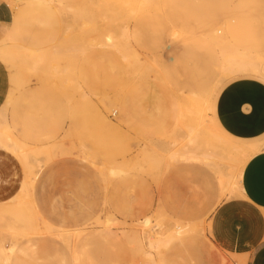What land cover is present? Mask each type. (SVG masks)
<instances>
[{"label": "rangeland", "instance_id": "rangeland-1", "mask_svg": "<svg viewBox=\"0 0 264 264\" xmlns=\"http://www.w3.org/2000/svg\"><path fill=\"white\" fill-rule=\"evenodd\" d=\"M0 4L8 6L10 19L0 23V46L9 34L15 43L12 53L0 57L9 80L0 120L37 163L33 205L27 203V211L34 206L37 212L28 213L34 225L9 208L12 202L0 204V244L8 252L5 260L0 250V264H141L147 248L139 241V221L147 216L188 227L161 251L165 264H201L213 253L220 254L216 264H245L224 255L210 239L215 208L239 197L220 194L213 168L231 174L235 164L225 170L216 158L215 167L184 161L182 155L202 152L207 142L218 147L207 136L208 118L231 130L218 108L226 84L246 88L247 114L251 95L264 96V80L256 73L220 72L216 45L233 42L264 57V4ZM106 34L111 41H105ZM189 128L196 132L194 143L187 142ZM16 166L20 170L0 174V181L16 183L15 192L17 177L24 174L20 163Z\"/></svg>", "mask_w": 264, "mask_h": 264}, {"label": "crops", "instance_id": "crops-1", "mask_svg": "<svg viewBox=\"0 0 264 264\" xmlns=\"http://www.w3.org/2000/svg\"><path fill=\"white\" fill-rule=\"evenodd\" d=\"M257 1L264 4V0ZM8 9L6 4H0V23L10 22ZM77 14L83 19H87V15L78 8ZM111 40L112 36L106 34L105 41ZM216 43L219 49L218 66L224 76H238L252 71L264 80V74L256 70L258 65L257 60L262 57L259 53L240 50L236 48L233 42H226L227 44ZM14 46V35L9 34L6 43L0 46V57L12 53ZM241 86L240 82L226 84L218 101L220 117L231 130H227V128L222 130L213 118H211V122L216 131L224 139L238 146L259 145V149L244 164L238 193H234L239 197L224 201L213 211L210 217V239L216 248L227 257H237L241 262H245V264H264V139H262L264 137V96L251 95V99L253 100L252 111L247 114L251 108L245 105L244 90L246 88H243V86L241 88ZM8 92V71L5 64L0 61V109L4 104ZM6 140L18 141L15 139L11 128L0 120V174L4 176H7L12 171L16 172L20 170L16 166V162L20 163L16 154L10 150L9 145L2 143V141ZM20 165L22 166L21 163ZM214 176L220 188V183L215 172ZM23 180L24 174L22 172L17 177L18 190L16 192V183L14 181H0L1 205L11 203L12 201L15 202L16 195L22 189ZM179 235L174 236L167 246ZM163 249H159V253L151 250L152 259L147 258L145 254L148 249L144 251L141 264L151 261L165 262L161 254ZM0 250H5L1 244ZM219 255V253H213L210 256L205 255L201 264H216V262H220Z\"/></svg>", "mask_w": 264, "mask_h": 264}, {"label": "bare ground", "instance_id": "bare-ground-1", "mask_svg": "<svg viewBox=\"0 0 264 264\" xmlns=\"http://www.w3.org/2000/svg\"><path fill=\"white\" fill-rule=\"evenodd\" d=\"M129 57H130V55H129ZM257 62H258L257 69H256L257 72L264 74V57L258 58ZM202 115H203V113H202ZM208 119L211 120L210 118H208ZM200 126L206 128V126H204V120H202V121L200 120ZM207 129H208V131L206 129H204V131L208 132L207 136L210 133L211 140H213V142H216V144H218V147H215L214 144L207 142L206 143L207 147H206V149L203 148L204 150H202V152L194 153V152H190L188 150L189 152L185 151L187 153L183 152L184 155H182V158L183 159L200 160V161L206 163L207 165L213 163L214 166L217 163L212 162V159L216 158L217 160H220L223 163V165H227L225 170L228 168V165L230 163H234L235 168L233 170V173H231V174H226V172L224 170H222V168H220V167L213 168V169H214V172H215L216 176L218 177V180L220 183L221 195H233L234 193H238L239 181H240V177H241V173H242V169L244 167V164L249 159V157H251V155L259 149L258 148L259 145L238 146L237 144L232 143V142L224 139L216 131V129L212 125L211 121L207 125ZM200 130H203V129L200 128ZM188 131H189V135L187 138V142L188 143H194V137H195L194 135L196 132H193V130H191V129ZM2 143L4 145H9L10 150L16 154L17 158L19 159V161L22 164L23 169H24V180H23L22 186H21L22 189L20 188L21 191H19V193L16 195L15 202L12 201V205H10L9 208L16 210L18 215L25 217L27 220V225L29 223L30 226H32V225H34V222L29 221L31 219L30 218V215H31L30 212L32 210L34 211L35 208H34V206H31V205H33L31 203L32 202L31 201V188H32V184H33V181H34V178L36 175L34 172V168H35L37 163L35 164V162L34 163L30 162L27 151L25 150L24 146L21 145V143L19 141H8V140H6V141H2ZM203 145H205V144H203ZM203 145H201V146H203ZM176 152L178 153V151H176ZM149 162H151V161H149ZM153 164H155V163H153ZM153 166H155V165H153ZM209 166H211V165H209ZM150 167H152V166H150ZM110 168L111 169L109 172L115 174V172H114L115 170L112 167H110ZM101 171H102V169H101ZM27 203H29V204L31 203L30 206L32 207V209L30 207V209H31L30 211H27L28 210L27 208L29 205ZM34 212H36V210ZM28 213L30 215H28ZM35 217H32V218H35ZM38 221H39V219H38ZM31 223H33V224L31 225ZM139 224H140L139 241L142 244H144L146 246V248L148 249L145 252V254H146L147 258H149V259H152L151 250H154L156 253H159V249L165 248L174 236H177L179 234H183L188 230L187 226L182 225L179 222H175V223H173L172 226H168V225L164 224V221L162 218L161 219L160 218L151 219L148 216L145 217L141 222L139 221ZM28 226H26V228ZM29 227H28V229H29ZM34 229H36V228H34ZM2 253L4 254L5 259L7 260L8 259V252L5 250H2ZM143 264H164V262H159V261L158 262H152L151 261V262H143Z\"/></svg>", "mask_w": 264, "mask_h": 264}]
</instances>
